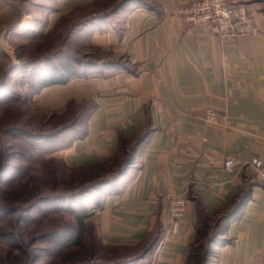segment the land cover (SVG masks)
Here are the masks:
<instances>
[{
    "label": "crops",
    "instance_id": "obj_1",
    "mask_svg": "<svg viewBox=\"0 0 264 264\" xmlns=\"http://www.w3.org/2000/svg\"><path fill=\"white\" fill-rule=\"evenodd\" d=\"M95 1L63 0L67 9V3ZM110 1L115 6L121 0ZM192 1L132 0L77 31L111 62L33 94L45 109L93 104L82 135L45 156L70 169L108 165L120 140L131 145L147 130L125 174L82 199V236L91 231L108 248L136 246L166 233L170 201L183 198L178 232L167 233L161 252L130 264H185L198 209L221 216L246 194L224 226L212 264H264V185L246 163L264 159V0H241L260 33L227 41L171 15ZM206 109L225 113L224 122H206ZM230 156L245 164L225 171Z\"/></svg>",
    "mask_w": 264,
    "mask_h": 264
},
{
    "label": "rangeland",
    "instance_id": "obj_2",
    "mask_svg": "<svg viewBox=\"0 0 264 264\" xmlns=\"http://www.w3.org/2000/svg\"><path fill=\"white\" fill-rule=\"evenodd\" d=\"M106 2L67 3V9L63 0H0V173L7 165L0 175V264H112L119 256L95 245L91 259L89 251L74 245L63 250L60 244L74 228L70 199L89 181L110 175L120 160L97 170L101 175L95 177L67 169L57 157L47 158L32 137L51 134L71 118L33 101L37 72L54 65L62 69L67 58L107 60L106 53L70 34L76 23L105 12L99 8ZM48 197L53 198L49 203L37 202ZM213 222H207L210 230H201L190 264H204Z\"/></svg>",
    "mask_w": 264,
    "mask_h": 264
},
{
    "label": "trees",
    "instance_id": "obj_3",
    "mask_svg": "<svg viewBox=\"0 0 264 264\" xmlns=\"http://www.w3.org/2000/svg\"><path fill=\"white\" fill-rule=\"evenodd\" d=\"M131 1L132 0H121L115 6L109 5L111 3L110 0H98V1L92 2L93 4L106 2L107 4H104L101 8H99L102 10L106 9L105 12H101L98 14H92L91 16L84 19L83 21L76 23V25L71 28L70 34L71 35L73 34L74 36L79 35L77 34V31L80 28H82L84 25L92 21H95V20H102V19H106V18H109L115 15L119 11V9L123 7L124 4H128ZM80 5H84V4H80ZM87 44L91 46L93 49L95 48L100 52L106 53L107 58L109 57V54L106 51H103L99 49L98 47L93 46L88 41H87ZM109 60L110 59L98 60V61H92V62L91 61L84 62L81 60L67 58L62 61L63 62L62 69H59V67L54 65L51 68L50 67L47 68L43 73L41 71H38L36 74V78L34 79L36 83L35 85L32 84L31 97H33V94H36L44 86L51 85V84L65 83L70 78L80 77L82 76V74H86L87 71L88 73H90L91 70L93 71V69L95 70L98 68H103L108 65V62H111ZM115 66H122L121 60L115 61ZM92 109H93V104L90 101H82L79 103L68 102L67 108L65 110L55 112V113H60V114L64 112H66V114L70 113L71 118L67 123L55 129L51 134L45 133L42 135H35L32 137H36V139L39 142L38 146H42L41 150H43V153L46 154L49 151L54 150L56 147L64 145L65 142H68V140L72 139L73 137L81 136L82 133L84 132L83 121L85 120L86 116L92 111ZM146 133H147V130H145L138 138H135L134 139L135 142L132 143L131 145L129 141L120 140V146L112 160V162H118V159H119L120 163L118 165L114 164L112 167H110L111 169H114L113 171L108 172V173L111 172V174L107 175L106 177L100 180L94 181V182L89 181L92 183L85 186L84 188L79 190L76 194H74L75 198L72 197V199H70L71 201L69 204L68 212L74 214L75 223H74L73 231L69 233L67 239H66L67 235H65V237L63 236L62 243L60 244L61 249H63L64 246L68 247V245H74L76 247H80L84 249L85 251H89V256L91 259H93V257L96 256L95 254L96 252L94 249L96 245L101 250L112 251V255L114 257L115 255H119L117 257V260L113 261L112 264H130L132 262H136L138 260L143 259L148 253L153 251L154 244L159 238L160 234H156L155 237L152 238L151 240L148 239L133 247L122 246V247H111V248L102 246L99 240L96 238L95 234L91 231H89L86 236L84 237L82 236L83 220L85 216H87V214L82 211L83 210L82 199L85 198L83 196L86 195L87 197L89 196V194L95 195L96 193L102 191L105 186L115 183L118 179H120L125 174V172L128 170V168L131 165H133L134 160H135L134 159L135 144L138 145L144 139ZM58 142L60 143L59 145H57ZM128 145L131 146L129 148L130 150L127 148ZM61 162L64 165L62 160ZM6 166L7 165L5 164L4 167L2 168L3 171L0 173V175L4 174ZM106 167L98 166V167H92V168L88 167V168H80V169H70L67 167L66 168L70 170L80 171L81 173H85V174L94 173L95 177H98V175H101V174L95 173V172L99 169H103ZM87 171H90V172H87ZM246 199H247L246 194L238 197V199H236L235 201V206L233 207V209L231 211H223L221 216L216 214L214 217H208L203 212H201V210L198 209L196 235L190 247L188 257L186 259L185 264H190L194 258L195 248H196L197 243L199 242L198 239L201 235V230H204V231L210 230V225L207 222L214 220L213 226L211 227L212 232L210 233V237L208 238V241L206 244V252L204 255L205 256L204 264H212V258H213L214 249H215L214 247L217 244H219L220 241H223L221 236L226 231L224 226L239 211V209L243 206ZM51 200H53V198L48 197L46 199L43 198L37 202L49 203L51 202ZM36 204L38 203H35L34 206ZM118 249L122 250V252L117 253V251H119ZM111 259H114V258H111Z\"/></svg>",
    "mask_w": 264,
    "mask_h": 264
},
{
    "label": "built area",
    "instance_id": "obj_4",
    "mask_svg": "<svg viewBox=\"0 0 264 264\" xmlns=\"http://www.w3.org/2000/svg\"><path fill=\"white\" fill-rule=\"evenodd\" d=\"M171 15L192 26H204L211 29L220 41L235 40L243 37H254L260 33L259 27L249 14L241 0H195L189 5L177 6L170 11ZM225 113L213 109H206L203 119L208 123L220 124L224 122ZM254 174L264 185V159L252 158L247 161ZM245 164L238 157H227L223 161L225 171L240 169ZM185 200L175 198L170 201V226L154 244L153 253L161 252L166 242L167 233L176 234L179 229V219L184 211Z\"/></svg>",
    "mask_w": 264,
    "mask_h": 264
}]
</instances>
